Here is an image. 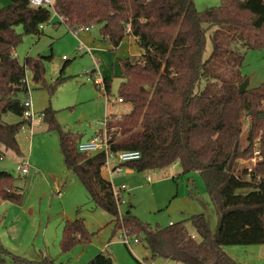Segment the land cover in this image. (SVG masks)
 I'll list each match as a JSON object with an SVG mask.
<instances>
[{
  "label": "trees",
  "instance_id": "trees-1",
  "mask_svg": "<svg viewBox=\"0 0 264 264\" xmlns=\"http://www.w3.org/2000/svg\"><path fill=\"white\" fill-rule=\"evenodd\" d=\"M9 2L0 7V161L4 150L22 155L17 136L28 123L23 118L26 73L30 70L34 83L48 87L46 61L51 59L27 56L22 63L15 50L24 34H42L53 10L33 7L29 0ZM54 11L61 17L55 24L65 23L73 31L99 25L101 39L115 49L127 37L136 39L140 53L120 59L118 89V98L132 108L120 118H107L110 148L140 151L138 160L121 165L138 171L164 169L176 162L183 174L198 171L217 209L218 224L212 230L204 213L167 226L142 221L130 208L120 215L114 187L102 175L105 153L79 152L78 135L66 131L56 111L46 108L44 120L48 131L59 136L67 168L79 177L94 204L115 217L116 227L145 243L150 260L240 264L225 246L264 244V83L240 92L246 81L239 74L241 52L232 58L237 75H217L218 67L210 64L232 43L264 48V0H221L205 11L197 9L195 0H56ZM18 26L23 27L22 34ZM213 27H218L211 35L214 51L206 57L207 33ZM67 77L71 76L59 75L49 88L54 90ZM110 84L104 80L107 96ZM8 112L22 119L5 122ZM253 156L256 162L251 167L237 168L238 160ZM0 199L18 205L24 201V191L5 168L0 171ZM187 220L200 240L188 230ZM92 236L85 218L78 217L64 223L59 245L67 252ZM6 257L14 264H63L48 256L28 259L0 244L1 264H6ZM85 264H113V258L101 251Z\"/></svg>",
  "mask_w": 264,
  "mask_h": 264
},
{
  "label": "rangeland",
  "instance_id": "rangeland-1",
  "mask_svg": "<svg viewBox=\"0 0 264 264\" xmlns=\"http://www.w3.org/2000/svg\"><path fill=\"white\" fill-rule=\"evenodd\" d=\"M220 2L221 0H195V5L198 10L205 11L218 6ZM9 3V0H0V7ZM56 21L58 17L53 11L51 21L44 26L41 35H23L15 55L22 63L27 56H51L46 61V85L51 86L61 74L71 76L51 90L49 86L34 83L32 72L27 70L33 110L39 114L46 108H51L56 111V117L66 131H81L87 136L104 128L107 117L114 120L130 112L131 104L118 102V89L122 81L120 59L134 56L139 47L133 38L127 37L115 49L110 42L101 39L99 25L91 27L90 31L85 28L73 31L65 23L56 25ZM217 28L213 27L207 33L206 57L213 54L215 41L211 35ZM17 31L22 34L23 27L18 26ZM79 46H95L96 49L102 47L104 53L94 51L91 56L89 52L78 50ZM223 46L228 45L223 42ZM261 47L246 49L240 42L232 43L227 47L229 50L216 54L210 65L215 69L218 67L217 75H237V67H233L232 58L239 56L241 52L243 64L239 74L245 77L246 87H258L264 83V48ZM95 67L102 78L111 83L109 99L104 83L97 85L93 80L87 79L91 77L90 72ZM244 119L249 120L246 116ZM3 120L12 123L19 120V117L8 112L3 115ZM247 128L246 123L242 133L243 140ZM19 140L30 164L38 169L39 175L33 184L28 182L29 174H22L16 169L21 156L10 149L4 150L0 166L12 173L15 185L25 191L27 205L32 206L28 205V212L25 214L18 209L20 205L0 199V244L12 253L28 259L41 260L48 256L63 264H85L101 251L113 258V264L153 261L149 259L150 252L145 243H135L134 236H128L131 246L126 245L123 241L125 232L116 227L115 217L90 199L79 177L65 164L58 134L48 131V124L44 119L40 124L25 125L19 134ZM255 158L240 159L236 166L240 170L251 167L256 162ZM114 164L116 160H110V165ZM120 168L110 170L106 167L105 170L107 176L114 173L112 178L108 177L114 188L121 185L128 187V190L121 193L124 201L119 204L120 215L130 208L142 221L167 226L170 221L179 222L194 214L204 213L210 219L212 230L216 229L218 212L198 171L183 174L179 162L158 170L138 171L128 166ZM147 175H151L152 181L147 179ZM59 190L63 196L58 194ZM42 193H48V197L42 198ZM30 207L34 210L33 214ZM68 215L85 218L87 228L93 236L89 242L78 243L70 251L63 252L59 241ZM185 224L191 234L200 240L192 223L187 220ZM44 229L47 231L46 236ZM225 250L240 264H264V244L228 245ZM155 262L183 264L164 258H158ZM6 264L14 263L6 257Z\"/></svg>",
  "mask_w": 264,
  "mask_h": 264
},
{
  "label": "built area",
  "instance_id": "built-area-1",
  "mask_svg": "<svg viewBox=\"0 0 264 264\" xmlns=\"http://www.w3.org/2000/svg\"><path fill=\"white\" fill-rule=\"evenodd\" d=\"M55 1L56 0H29V3L31 6L33 7H47L50 8L54 11V5H55ZM55 12V11H54ZM55 14L57 15L58 18L61 19V17L55 12ZM44 27V26H42ZM88 29V28H85ZM78 50L82 51V52H89L90 54H92V49L90 47H86V48H81L80 46L78 47ZM65 57V56H64ZM96 67L95 69L91 70V77H88V80H93L95 82V84L99 85L104 83L102 81V79L100 78V76L98 75L97 71H96ZM25 82L27 84L28 87V91H27V96L25 97L23 103H24V112H23V118L25 120L28 121L27 124H29L30 126H32L33 124H40L44 117L45 114L44 112L41 113H36L33 110V104H32V100L30 97V86L27 80V74L25 77ZM105 88V85H104ZM118 102H123L122 98H118ZM107 121V120H106ZM106 121H105V126L102 130L101 133H96L93 137H91L90 139L86 140V141H80L77 144V149L79 152L85 153L88 156L94 155L96 153L99 152H104L105 156H106V160L105 163L103 165L102 168H110V160H116V166L111 169V170H120L122 167V164L134 161V160H138L141 157V152L138 150H123V151H112L110 148V134L108 133L107 129H106ZM26 124V125H27ZM24 128V127H23ZM258 155L260 154V151L256 152ZM1 159H3V157H1ZM256 160V158H255ZM17 171L22 173V174H27L28 169H29V161L28 159H25L23 161H21L20 163L17 164L16 167ZM148 179H150V176H148ZM128 190V187L126 185H121L119 188H114L113 192H114V196L115 199L117 201V204L119 206L120 202L124 201L122 200V195L121 193L123 191ZM174 222H169V225H172ZM124 243L128 246H131V241L129 239V235L128 234H124ZM133 241L135 243H138L139 240L137 237H134ZM142 264H157L155 261H143L141 260Z\"/></svg>",
  "mask_w": 264,
  "mask_h": 264
},
{
  "label": "crops",
  "instance_id": "crops-1",
  "mask_svg": "<svg viewBox=\"0 0 264 264\" xmlns=\"http://www.w3.org/2000/svg\"><path fill=\"white\" fill-rule=\"evenodd\" d=\"M57 22V21H56ZM55 23V22H54ZM56 25H58V24H56ZM90 29L91 28H88V29H86L87 31H90ZM85 30V31H86ZM129 38V37H128ZM130 38H133V37H130ZM134 40H135V42H136V39L135 38H133ZM104 41H106V40H104ZM106 42H108L109 43V41H106ZM137 43V42H136ZM111 44V43H110ZM121 45V44H120ZM138 45V44H137ZM120 47V46H119ZM139 47V46H138ZM91 49H92V52H94V51H97V52H101V53H104V51H102L101 49H102V47H98L97 49H96V47L94 46V47H90ZM139 53H140V49H138V51L136 52V54H134V56H138L139 55ZM91 56H92V54H91ZM95 69V68H94ZM96 71H97V73H98V75L100 76V78L102 79V81L104 82V79L102 78V76H101V74H100V72H99V70H98V68L96 69ZM110 93H111V90H110ZM106 96H107V94H106ZM108 99H109V96H108ZM108 118V117H107ZM22 118L21 117H19V120H21ZM19 120H17V121H19ZM16 122V121H15ZM101 129H103V128H101ZM101 129H99V130H96L95 132H93L92 134H89V135H85L86 133L84 132V133H81V131H75V132H72V131H69V132H72L73 134H77L78 135V138H79V142L80 141H86V140H88V139H90L91 137H93L96 133H98ZM20 134V133H19ZM19 134H18V136H17V138H18V142H19V144H20V147H21V151H22V155H21V161H23V160H25V159H28V161H29V158H27V156H26V154H25V151L22 149V144L20 143V140H19ZM33 143V142H32ZM30 144H31V142H30ZM116 166V164H114V165H112V166H110V170L111 169H113L114 167ZM105 170H107L106 168H102V175H103V177L105 178V179H107L108 180V177L109 178H112V175L114 174V173H110V176H107L106 174H105ZM131 172H132V170H131ZM27 174H29V176H28V179H29V181L28 182H30V183H32L33 184V182H34V180L36 179V177L39 175V172H38V169L36 168V167H34V166H32L31 164H30V161H29V169H28V172H27ZM26 174V175H27ZM148 176H150V179H148ZM147 179L148 180H150V181H152V177H151V175H147ZM110 181V180H109ZM111 182V181H110ZM112 183V182H111ZM66 185V184H65ZM24 194H25V191H24ZM58 194H60V195H62V193H61V191L59 190L58 191ZM42 195V198H45V197H48V193H42V194H40V196ZM89 195V194H88ZM63 196V195H62ZM90 197V196H89ZM27 199V198H26ZM91 199V198H90ZM27 202H28V200H25L24 199V201H23V203L20 205V208H18V209H20V210H22V211H24V213L26 214L27 212H28V205H27ZM29 206H32L31 204L29 205ZM27 208V209H26ZM30 210H31V212H32V214L34 213V210L32 209V207H30ZM39 211H40V209H39ZM51 211H52V209L50 210V212H49V214H51ZM46 215V214H45ZM72 216H74V215H68L67 217H66V221L67 220H73V219H75V218H78V217H76L77 215H75V217H72ZM171 222H173V221H171ZM47 227V226H46ZM43 233L45 234V236H46V233H47V231L44 229L43 230ZM9 250V249H8ZM147 258V257H146ZM32 260H35V259H32ZM39 260V259H38Z\"/></svg>",
  "mask_w": 264,
  "mask_h": 264
},
{
  "label": "water",
  "instance_id": "water-1",
  "mask_svg": "<svg viewBox=\"0 0 264 264\" xmlns=\"http://www.w3.org/2000/svg\"><path fill=\"white\" fill-rule=\"evenodd\" d=\"M246 85H247V81H245L242 84H240V92L244 91V88L246 87ZM3 170H4V168L0 167V171H3Z\"/></svg>",
  "mask_w": 264,
  "mask_h": 264
}]
</instances>
